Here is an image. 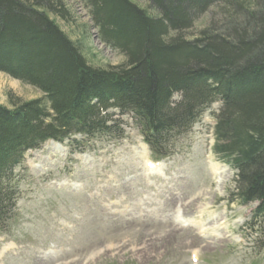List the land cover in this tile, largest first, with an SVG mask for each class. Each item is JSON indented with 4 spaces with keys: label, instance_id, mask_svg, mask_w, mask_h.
<instances>
[{
    "label": "trees",
    "instance_id": "obj_1",
    "mask_svg": "<svg viewBox=\"0 0 264 264\" xmlns=\"http://www.w3.org/2000/svg\"><path fill=\"white\" fill-rule=\"evenodd\" d=\"M144 1L153 14L130 0H80L100 42L124 57L94 67L55 22L70 21L62 0H0V73L43 96L0 105V228L14 170L46 140L119 134L114 117L128 116L162 157L218 103L214 152L235 173L229 201L255 204L264 236V0ZM220 1L226 24L212 19L187 38Z\"/></svg>",
    "mask_w": 264,
    "mask_h": 264
},
{
    "label": "rangeland",
    "instance_id": "obj_2",
    "mask_svg": "<svg viewBox=\"0 0 264 264\" xmlns=\"http://www.w3.org/2000/svg\"><path fill=\"white\" fill-rule=\"evenodd\" d=\"M130 1L153 14L146 1ZM221 1L187 38L212 19L226 24ZM62 2L70 21L55 22L88 64L122 65L124 57L98 39L80 0ZM35 99H43L39 91L0 73V105ZM218 109L214 104L203 114L158 173L146 169L150 158L129 119L125 139H95L81 157L66 144L26 153L14 170L18 196L0 233V264H264V242L249 224L254 205L228 203L234 171L210 162L209 175L204 159ZM199 224L220 237L199 236Z\"/></svg>",
    "mask_w": 264,
    "mask_h": 264
},
{
    "label": "bare ground",
    "instance_id": "obj_3",
    "mask_svg": "<svg viewBox=\"0 0 264 264\" xmlns=\"http://www.w3.org/2000/svg\"><path fill=\"white\" fill-rule=\"evenodd\" d=\"M76 137H79V136H73L72 138H76ZM210 165V164H209ZM212 165H214V164H212ZM156 168V167H155ZM219 168V167H218ZM210 169H211V166H210ZM213 169V171H218V170H216V167H213L212 168ZM225 169H227V168H225ZM193 238V237H192ZM194 241V240H193ZM195 242V241H194Z\"/></svg>",
    "mask_w": 264,
    "mask_h": 264
}]
</instances>
